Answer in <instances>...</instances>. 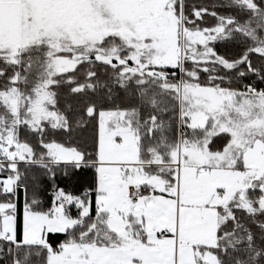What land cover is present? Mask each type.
Instances as JSON below:
<instances>
[{
  "label": "snow or ice",
  "instance_id": "obj_1",
  "mask_svg": "<svg viewBox=\"0 0 264 264\" xmlns=\"http://www.w3.org/2000/svg\"><path fill=\"white\" fill-rule=\"evenodd\" d=\"M252 77L264 0H0V264H264Z\"/></svg>",
  "mask_w": 264,
  "mask_h": 264
},
{
  "label": "trees",
  "instance_id": "obj_2",
  "mask_svg": "<svg viewBox=\"0 0 264 264\" xmlns=\"http://www.w3.org/2000/svg\"><path fill=\"white\" fill-rule=\"evenodd\" d=\"M187 2L189 4H201V5L209 6V5L213 4L215 2V0H187ZM215 23H216V20L213 17L206 16L205 22L202 23L201 26L202 27H211ZM218 51L222 55H224V54L232 55L235 53L236 49L233 45H229L228 47L219 46ZM104 71L105 70L103 68L98 69L101 82H104L105 80L108 79V76H111V70L108 71V76H105ZM82 72H83V69H81V73H78V76L81 75ZM206 79H207V76L205 74H201V80L203 81ZM246 83H254V84H256L257 87H264V83H261L255 77L244 80L242 82L241 81L234 82L233 86H237L238 84H246ZM116 91L118 94L123 95L122 93H120L119 89H116ZM62 97L63 98L61 100V105H64L66 103H70L72 105V107L77 111H79V109L82 108L84 106V104L88 103L89 100H95L97 102V104L99 106H102V107L111 106V105L106 103L105 92L102 90H98L95 94L90 93L88 95H78V96L71 97V98L67 97L66 95H64L62 93ZM94 124H95L94 121L91 122L85 131H83V132L77 131L74 133V136L77 137L80 141L88 139L94 130ZM32 142L34 143L35 141H32ZM91 176H92L91 172H89L87 174V176H83L81 178V183H83L85 186H87V182L90 180ZM56 183L60 184L61 187H64V186H66L67 181H64V180L58 178ZM43 187L48 190L46 192V194L42 197V199H43V205L42 206L46 209L47 207L50 206V202H51V184H50V182L45 181ZM69 190L77 191V189H75V188H70ZM80 190H82V189H80ZM73 214H75V209H73Z\"/></svg>",
  "mask_w": 264,
  "mask_h": 264
}]
</instances>
